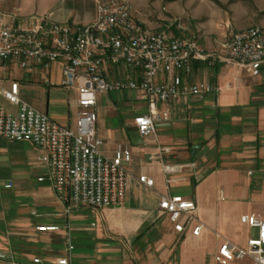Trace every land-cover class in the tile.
Masks as SVG:
<instances>
[{
  "label": "crops",
  "instance_id": "obj_1",
  "mask_svg": "<svg viewBox=\"0 0 264 264\" xmlns=\"http://www.w3.org/2000/svg\"><path fill=\"white\" fill-rule=\"evenodd\" d=\"M222 42L201 41L209 49ZM62 69L61 60L32 71L9 61L0 68V89L18 82L21 98L43 96L24 101L75 128L79 94L60 84ZM109 76H122L121 69L111 67ZM188 80L210 82L216 90L160 104L168 114L147 136L137 124L144 114L139 102L147 101L144 91L126 90L123 97L117 92V100L114 91L98 96L97 133L104 151L111 154L121 145L132 152L123 206L68 209L51 182L39 180L48 174L38 162L40 150L30 142L0 138V264H60L62 258L69 264H219L215 254L224 239L245 245L256 236L258 229L241 217L264 218V68L253 76L195 62ZM0 98L13 104L1 92ZM166 164L184 167L165 172ZM141 175L153 178L154 185L140 181ZM172 194L195 200L205 224L199 235L178 233L168 217H160L161 197ZM42 225L58 229L38 230Z\"/></svg>",
  "mask_w": 264,
  "mask_h": 264
},
{
  "label": "built area",
  "instance_id": "obj_2",
  "mask_svg": "<svg viewBox=\"0 0 264 264\" xmlns=\"http://www.w3.org/2000/svg\"><path fill=\"white\" fill-rule=\"evenodd\" d=\"M178 28L186 29L181 25ZM58 60L63 63L60 84L79 94L75 128L24 101L18 82L13 81L10 88L1 87L0 92L18 109L13 112L0 103V138L30 142L40 150L37 159L47 166L48 174L39 176V180H49L68 209L123 206L132 178L128 167L132 152L121 145L111 154L104 151V141L97 133L98 96L111 91H144L148 111L137 118L138 128L143 135L155 134L168 114L160 104L187 94L203 97L216 90L210 82L188 80L195 62L260 75L264 68V29L252 26L233 32L227 41L209 49L195 36L142 25L127 0L99 2L95 17L87 23L59 21L50 13L22 18L0 8V68L14 61L32 71L36 65L48 67ZM115 66L122 76H109ZM174 72L169 81L160 79ZM183 167L166 164L164 170L175 172ZM139 179L150 187L154 185L151 177L141 175ZM159 208L160 217H168L178 233L189 230L199 235L205 226L195 200L182 194L163 195ZM241 220L257 228V235L245 245L224 239L215 260L232 264L249 259L251 264H264V218L245 214ZM37 229L56 230L58 226ZM59 263L69 264L67 258Z\"/></svg>",
  "mask_w": 264,
  "mask_h": 264
},
{
  "label": "rangeland",
  "instance_id": "obj_3",
  "mask_svg": "<svg viewBox=\"0 0 264 264\" xmlns=\"http://www.w3.org/2000/svg\"><path fill=\"white\" fill-rule=\"evenodd\" d=\"M106 0H0V8L20 17L54 12L70 22L92 20L97 5ZM138 22L152 30H167L203 40L227 41L231 34L252 26L264 29V0H127ZM178 25L186 29H179ZM123 91L120 93L123 97ZM29 95V94H28ZM23 99L32 102L41 94L31 93ZM117 100L118 93L112 92ZM34 97V98H33ZM2 105L16 112L18 107L0 98ZM33 103V102H32ZM140 103V104H139ZM148 111V102H139Z\"/></svg>",
  "mask_w": 264,
  "mask_h": 264
}]
</instances>
